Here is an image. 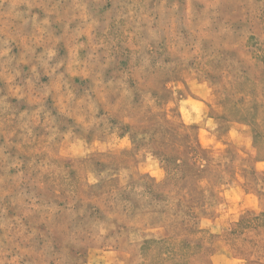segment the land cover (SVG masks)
Instances as JSON below:
<instances>
[{
  "label": "rangeland",
  "instance_id": "374dc122",
  "mask_svg": "<svg viewBox=\"0 0 264 264\" xmlns=\"http://www.w3.org/2000/svg\"><path fill=\"white\" fill-rule=\"evenodd\" d=\"M264 0H0V264H264Z\"/></svg>",
  "mask_w": 264,
  "mask_h": 264
},
{
  "label": "trees",
  "instance_id": "16d2710c",
  "mask_svg": "<svg viewBox=\"0 0 264 264\" xmlns=\"http://www.w3.org/2000/svg\"><path fill=\"white\" fill-rule=\"evenodd\" d=\"M261 217L263 216L240 219L238 222L234 223L233 226L230 228L232 230L230 234L233 235L237 232L264 227V222H262Z\"/></svg>",
  "mask_w": 264,
  "mask_h": 264
}]
</instances>
